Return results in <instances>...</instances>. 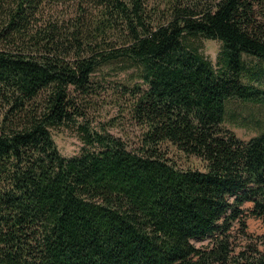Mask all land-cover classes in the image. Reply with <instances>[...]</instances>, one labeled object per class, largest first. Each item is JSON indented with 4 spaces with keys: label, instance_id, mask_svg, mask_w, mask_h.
I'll list each match as a JSON object with an SVG mask.
<instances>
[{
    "label": "trees",
    "instance_id": "obj_1",
    "mask_svg": "<svg viewBox=\"0 0 264 264\" xmlns=\"http://www.w3.org/2000/svg\"><path fill=\"white\" fill-rule=\"evenodd\" d=\"M111 88L135 148L90 120ZM235 101L264 105V0H0V264H264V132L225 127Z\"/></svg>",
    "mask_w": 264,
    "mask_h": 264
},
{
    "label": "rangeland",
    "instance_id": "obj_2",
    "mask_svg": "<svg viewBox=\"0 0 264 264\" xmlns=\"http://www.w3.org/2000/svg\"><path fill=\"white\" fill-rule=\"evenodd\" d=\"M65 8H48L46 12L47 18L56 20L61 10H69ZM198 44L201 51L215 66L218 65L222 52V45L219 41L199 39ZM100 80L101 76H97ZM125 82L124 75L119 77ZM115 80V79H113ZM118 81V82H121ZM117 82V81H116ZM115 87V86H112ZM130 104L120 94L115 93L113 88L103 92L96 101L95 109L90 112V120L93 126L99 128L101 125L111 124L109 131L126 141L132 148H135L141 137V129L130 118ZM225 127L234 131L237 136L244 140H249L264 132V105L251 102L235 101L230 103L228 116ZM55 142L65 157H73L79 155L83 149V143L76 132L67 126H62L53 132ZM171 156L183 168L203 169L205 163L200 159L192 156L187 157L179 153L175 148L169 146ZM253 204L247 203L245 209L247 212L252 208ZM248 229L253 235L259 236L264 234V221L262 219H248Z\"/></svg>",
    "mask_w": 264,
    "mask_h": 264
}]
</instances>
